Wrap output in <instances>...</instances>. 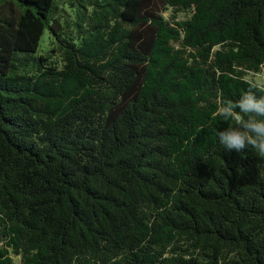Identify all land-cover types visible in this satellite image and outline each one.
I'll return each mask as SVG.
<instances>
[{
    "label": "trees",
    "instance_id": "obj_1",
    "mask_svg": "<svg viewBox=\"0 0 264 264\" xmlns=\"http://www.w3.org/2000/svg\"><path fill=\"white\" fill-rule=\"evenodd\" d=\"M0 264H264V0H0Z\"/></svg>",
    "mask_w": 264,
    "mask_h": 264
},
{
    "label": "clouds",
    "instance_id": "obj_2",
    "mask_svg": "<svg viewBox=\"0 0 264 264\" xmlns=\"http://www.w3.org/2000/svg\"><path fill=\"white\" fill-rule=\"evenodd\" d=\"M226 139L229 141V143L236 145L238 147L243 144V141L238 137H227Z\"/></svg>",
    "mask_w": 264,
    "mask_h": 264
},
{
    "label": "rangeland",
    "instance_id": "obj_3",
    "mask_svg": "<svg viewBox=\"0 0 264 264\" xmlns=\"http://www.w3.org/2000/svg\"><path fill=\"white\" fill-rule=\"evenodd\" d=\"M182 15V14H181ZM259 80H260V77H259ZM15 261L18 262V259L15 258Z\"/></svg>",
    "mask_w": 264,
    "mask_h": 264
}]
</instances>
